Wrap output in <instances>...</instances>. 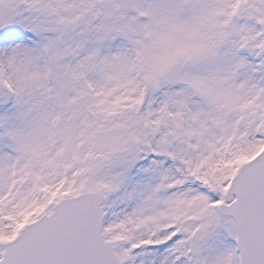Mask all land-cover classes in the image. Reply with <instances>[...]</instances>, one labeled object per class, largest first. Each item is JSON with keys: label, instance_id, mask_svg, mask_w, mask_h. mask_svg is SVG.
I'll return each mask as SVG.
<instances>
[{"label": "snow or ice", "instance_id": "obj_1", "mask_svg": "<svg viewBox=\"0 0 264 264\" xmlns=\"http://www.w3.org/2000/svg\"><path fill=\"white\" fill-rule=\"evenodd\" d=\"M0 264H264V0H0Z\"/></svg>", "mask_w": 264, "mask_h": 264}]
</instances>
